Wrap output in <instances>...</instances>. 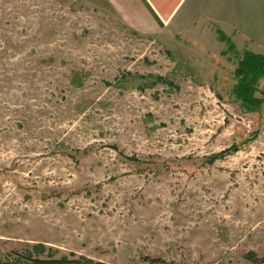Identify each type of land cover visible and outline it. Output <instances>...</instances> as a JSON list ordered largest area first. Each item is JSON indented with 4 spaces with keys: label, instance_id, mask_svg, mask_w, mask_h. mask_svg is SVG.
I'll list each match as a JSON object with an SVG mask.
<instances>
[{
    "label": "rangeland",
    "instance_id": "1",
    "mask_svg": "<svg viewBox=\"0 0 264 264\" xmlns=\"http://www.w3.org/2000/svg\"><path fill=\"white\" fill-rule=\"evenodd\" d=\"M220 33L140 34L98 0H0V263L264 256V82L245 110L249 47Z\"/></svg>",
    "mask_w": 264,
    "mask_h": 264
},
{
    "label": "crops",
    "instance_id": "2",
    "mask_svg": "<svg viewBox=\"0 0 264 264\" xmlns=\"http://www.w3.org/2000/svg\"><path fill=\"white\" fill-rule=\"evenodd\" d=\"M98 1L108 3L140 34L193 40L213 25L236 41L246 43L250 51L264 54V0Z\"/></svg>",
    "mask_w": 264,
    "mask_h": 264
},
{
    "label": "trees",
    "instance_id": "3",
    "mask_svg": "<svg viewBox=\"0 0 264 264\" xmlns=\"http://www.w3.org/2000/svg\"><path fill=\"white\" fill-rule=\"evenodd\" d=\"M219 38L222 42H227L230 47L235 49V45L231 43V40H228L223 32L220 33ZM238 61V67L233 73L236 83L232 89V93L245 110L249 112L258 111L261 109L262 100L256 94L259 92L260 82L264 80V54H258L250 50L244 51ZM245 258L255 264H264V256H259L254 251L246 253ZM17 261L15 264H111L102 261H87L78 257L69 258L67 256L55 258L51 255L42 258L28 252L18 254ZM143 261L146 264H178L174 261L152 256L144 257Z\"/></svg>",
    "mask_w": 264,
    "mask_h": 264
}]
</instances>
